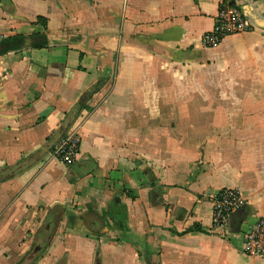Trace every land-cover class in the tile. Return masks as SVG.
Wrapping results in <instances>:
<instances>
[{
    "label": "crops",
    "instance_id": "crops-1",
    "mask_svg": "<svg viewBox=\"0 0 264 264\" xmlns=\"http://www.w3.org/2000/svg\"><path fill=\"white\" fill-rule=\"evenodd\" d=\"M221 2L254 28L207 49ZM16 35L0 56V264L36 247L31 264H264L243 254L264 220V0H0V39ZM71 132L64 167L51 151ZM224 189L243 205L214 230Z\"/></svg>",
    "mask_w": 264,
    "mask_h": 264
},
{
    "label": "built area",
    "instance_id": "built-area-1",
    "mask_svg": "<svg viewBox=\"0 0 264 264\" xmlns=\"http://www.w3.org/2000/svg\"><path fill=\"white\" fill-rule=\"evenodd\" d=\"M253 23L238 6L232 2H221L214 19L212 29L201 38L202 45L207 49L218 47L228 37L239 36L252 31ZM80 138L75 133L65 134L51 151V158L63 165L71 167L75 164L79 153ZM243 205L240 194L235 189L219 191L211 199L212 227L214 230L226 226L229 217ZM243 254L249 258H264V220L257 221L244 234Z\"/></svg>",
    "mask_w": 264,
    "mask_h": 264
},
{
    "label": "trees",
    "instance_id": "trees-1",
    "mask_svg": "<svg viewBox=\"0 0 264 264\" xmlns=\"http://www.w3.org/2000/svg\"><path fill=\"white\" fill-rule=\"evenodd\" d=\"M37 23L41 25L44 29L46 28V21L43 19H37ZM30 39L35 40L32 44V49H43L48 46V41L44 35H32ZM26 37L22 35L11 36L7 38L0 39V56H4L11 52L20 51L24 45V40Z\"/></svg>",
    "mask_w": 264,
    "mask_h": 264
},
{
    "label": "water",
    "instance_id": "water-1",
    "mask_svg": "<svg viewBox=\"0 0 264 264\" xmlns=\"http://www.w3.org/2000/svg\"><path fill=\"white\" fill-rule=\"evenodd\" d=\"M25 44V42H24ZM236 213V212H235ZM235 213L232 214L229 218H234ZM234 220V219H233ZM41 251L40 247H36L32 253L28 256V258L23 262V264H31L34 260V258L37 256V254Z\"/></svg>",
    "mask_w": 264,
    "mask_h": 264
},
{
    "label": "rangeland",
    "instance_id": "rangeland-1",
    "mask_svg": "<svg viewBox=\"0 0 264 264\" xmlns=\"http://www.w3.org/2000/svg\"><path fill=\"white\" fill-rule=\"evenodd\" d=\"M181 106H182V105H181ZM181 106H180V107H181ZM36 242H37V243H40V242H39V241H37V240H36ZM17 262H19V261H17Z\"/></svg>",
    "mask_w": 264,
    "mask_h": 264
}]
</instances>
